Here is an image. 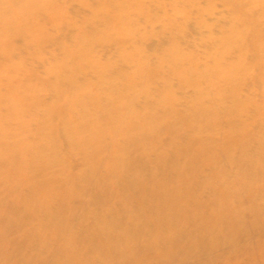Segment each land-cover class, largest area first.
Returning <instances> with one entry per match:
<instances>
[{"label":"bare ground","instance_id":"1","mask_svg":"<svg viewBox=\"0 0 264 264\" xmlns=\"http://www.w3.org/2000/svg\"><path fill=\"white\" fill-rule=\"evenodd\" d=\"M30 1L0 0V264H260L243 239L264 233V0Z\"/></svg>","mask_w":264,"mask_h":264},{"label":"rangeland","instance_id":"2","mask_svg":"<svg viewBox=\"0 0 264 264\" xmlns=\"http://www.w3.org/2000/svg\"><path fill=\"white\" fill-rule=\"evenodd\" d=\"M162 1L161 2V7H165V6H169V4L171 5V2H173V0H160ZM162 3L163 6H162ZM28 8L32 11H42L43 8L40 4V2L38 0H32L28 3ZM216 9V13L217 15L216 16H220V14L222 13L221 12V8L216 6L215 7ZM190 17V18H189ZM189 19L188 21H184L185 22V25L183 26V34L184 36L187 38V41H190L191 43L195 44L196 46H203V44H200L199 45V40L201 39V36H204L206 34H208L209 32H203V31H199V26H197V13L196 11H193L189 13ZM180 22H183L182 20L183 19V15L182 13H180L178 15V18H177ZM207 22L210 23L209 21L212 22V20H209L210 18H207ZM16 20L18 23L20 24H23L24 23V18L21 16V15H17L16 16ZM91 27H88L87 29L89 30ZM141 28H144V26H142ZM215 33H217V31H215ZM40 46L41 47H45L47 45V42L46 41H41L40 43ZM157 44L159 46H157ZM157 46V47H156ZM160 47V40L156 39V41H154L151 45V49L153 50H157L158 48ZM204 47V46H203ZM195 47H191L189 48L188 50H191V49H194ZM159 52V51H158ZM256 73H257V69L255 70H252L251 73H250V81L248 83V87H251L253 88L254 90H258L259 89V86L258 85V82H257V78H256ZM241 101V100H240ZM241 105V102H239ZM234 119V114L230 111H225L223 113H221L220 115L217 116L216 118V122L218 123V129L215 133V136H216V142L218 144H224L225 141L227 140V136H226V126L227 124ZM257 125L255 126V128L257 129ZM260 127V126H259ZM258 127V128H259ZM172 128L170 129H162L159 131L158 133V137L156 140H151V143L152 144H159V143H163V141H167L170 137V135H172ZM176 132V131H175ZM220 132V133H219ZM148 134V129L147 128H143L141 130H139V132H137V137H139L140 139H145ZM221 135V136H220ZM163 140V141H162ZM209 144V143H208ZM138 150L134 149V152L132 153L133 155H136L138 154ZM219 161H221V165L224 166V168L226 169H230V163L228 161V157H227V154L224 153V152H220L219 153ZM84 158L91 162L93 161V158H94V152L91 148L87 149L84 153ZM155 170H160L162 171V167H160L159 165H156L154 167ZM215 170V169H214ZM104 171V164H101L98 166V169L96 170L95 172V176L98 177L102 174V172ZM62 175L65 177H67L69 174H70V170L68 168H65L63 169L62 171ZM46 179V178H45ZM1 188V187H0ZM213 196H203L202 199L204 202H211V198ZM223 196L220 195L218 198L221 199ZM262 200L261 198H259V201ZM244 202H245V206H246V209H245V212H243V221H244V226L242 225V228H244V231H249L251 230V225H252V222L254 221L253 217V213H252V210L250 211V207H251V203L248 201V198H244ZM67 203L73 205V206H77V215L74 217V219H70V222L68 223L67 225V228L68 229H75V227H77V225L80 223L81 219L83 218V214L88 210L89 208V204H90V200H89V197H86V196H80V197H76V198H73V199H68L67 200ZM13 204V203H12ZM90 220L92 219L91 217L89 218ZM89 220V221H90ZM186 222H187V225L185 226L188 227V228H191L192 226L191 225H195L194 223L196 221H194V219L190 218V217H187L186 219ZM90 224V222H89ZM88 224V225H89ZM206 224V222H205ZM207 225V224H206ZM238 225H241V224H238ZM248 232V233H249ZM251 236V235H250ZM247 238V239H246ZM246 238H244V243H250L251 245H249L250 247H258L259 249H262L264 248V233L260 232L258 234H255L254 237L251 238V240H248L249 239V236H247ZM240 244H243V243H240ZM246 245V244H243V246ZM255 249V248H254ZM101 251V250H100ZM50 264H54V261H51ZM260 264H264V259H262L260 261Z\"/></svg>","mask_w":264,"mask_h":264}]
</instances>
